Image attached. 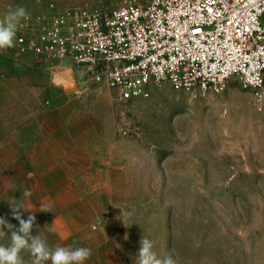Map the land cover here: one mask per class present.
<instances>
[{
  "label": "rangeland",
  "instance_id": "1",
  "mask_svg": "<svg viewBox=\"0 0 264 264\" xmlns=\"http://www.w3.org/2000/svg\"><path fill=\"white\" fill-rule=\"evenodd\" d=\"M91 1L0 0V19L17 6L26 9L30 19L20 22L17 37ZM108 91L103 112L112 126L117 181L103 220L112 256L134 264L144 235L177 264H264V108L255 106L252 91L230 78L222 92L195 99L165 83L147 99L120 102L113 90L85 84L78 94L101 123L96 107L103 109ZM10 203L20 205L0 198V217L18 228ZM4 230L0 244L7 245L11 229ZM38 234L45 239L33 226ZM23 257L32 264L30 253Z\"/></svg>",
  "mask_w": 264,
  "mask_h": 264
},
{
  "label": "built area",
  "instance_id": "2",
  "mask_svg": "<svg viewBox=\"0 0 264 264\" xmlns=\"http://www.w3.org/2000/svg\"><path fill=\"white\" fill-rule=\"evenodd\" d=\"M13 48L69 61L85 84L120 102L147 99L165 83L197 99L236 78L264 108V0H93L25 29Z\"/></svg>",
  "mask_w": 264,
  "mask_h": 264
},
{
  "label": "crops",
  "instance_id": "3",
  "mask_svg": "<svg viewBox=\"0 0 264 264\" xmlns=\"http://www.w3.org/2000/svg\"><path fill=\"white\" fill-rule=\"evenodd\" d=\"M80 75L69 61L0 52V198L18 201L23 218L34 214L49 243L91 249L85 264H121L103 220L117 181L109 91L96 107L101 123L78 94Z\"/></svg>",
  "mask_w": 264,
  "mask_h": 264
},
{
  "label": "clouds",
  "instance_id": "4",
  "mask_svg": "<svg viewBox=\"0 0 264 264\" xmlns=\"http://www.w3.org/2000/svg\"><path fill=\"white\" fill-rule=\"evenodd\" d=\"M30 19L29 13L23 6L10 9L0 19V52L6 51L15 46V37L21 21ZM12 218L19 222L16 228L4 217H0V237L8 235L5 228L11 229L10 243L0 244V264H25L23 253L27 251L32 256V264H85L91 256V249L88 247H72L57 245L49 247L47 241L39 234L33 236L32 230L36 223V216L31 214L27 219L22 218L21 209L26 210L22 205L13 206ZM40 211L48 212L50 210ZM48 231H53L49 226H45ZM125 239H128L127 235ZM138 254L134 258V264H177L176 259L171 255L160 257L154 250L155 245L152 240L144 236L139 241Z\"/></svg>",
  "mask_w": 264,
  "mask_h": 264
}]
</instances>
